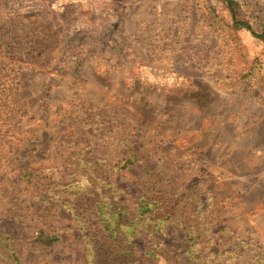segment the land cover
<instances>
[{"label": "rangeland", "instance_id": "374dc122", "mask_svg": "<svg viewBox=\"0 0 264 264\" xmlns=\"http://www.w3.org/2000/svg\"><path fill=\"white\" fill-rule=\"evenodd\" d=\"M256 34H264V0H0V230L24 259L91 263L93 245L70 210L48 212L13 183L30 164L82 192L83 166L93 161L117 165L111 177L132 192L134 173L160 164L208 199L214 230L226 228L215 239L219 262L264 264V41ZM126 138L161 151L143 171L122 170ZM43 223L62 236L51 253L32 242ZM168 232L187 247V231ZM0 264H9L2 253Z\"/></svg>", "mask_w": 264, "mask_h": 264}, {"label": "trees", "instance_id": "16d2710c", "mask_svg": "<svg viewBox=\"0 0 264 264\" xmlns=\"http://www.w3.org/2000/svg\"><path fill=\"white\" fill-rule=\"evenodd\" d=\"M227 2L231 7L234 4V0ZM236 23L254 31L248 22ZM256 35L264 41V34ZM76 73L82 71L77 68ZM154 151H161V146L152 150L135 139L126 138L121 169L138 167L143 171V164L150 162ZM93 158L100 162L99 158ZM114 167L117 165H95L93 161L84 165L90 184L85 191L74 192L68 184L49 177L46 169L21 165L13 186L17 183L25 186L48 212L54 210L56 213L60 207L70 210L76 227L93 245L90 264H222L219 262L222 248L215 239H219L226 228L213 229V220L204 215L210 204L198 188L173 183L157 163L144 169L142 177L134 173L137 188L132 192L131 185H120L111 177L109 172ZM143 177L147 179L141 181ZM172 227L187 231L184 241L188 245L184 249L168 241V230ZM142 236L148 239L146 243L140 241ZM61 239L57 230L43 223L36 227L32 242L51 253ZM12 241L11 236L0 230V253L9 264H29ZM224 249L223 253L232 252ZM185 256H188L186 262Z\"/></svg>", "mask_w": 264, "mask_h": 264}]
</instances>
